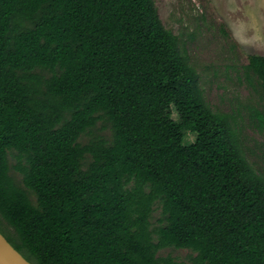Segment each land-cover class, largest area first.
Masks as SVG:
<instances>
[{"label": "trees", "instance_id": "1", "mask_svg": "<svg viewBox=\"0 0 264 264\" xmlns=\"http://www.w3.org/2000/svg\"><path fill=\"white\" fill-rule=\"evenodd\" d=\"M245 70L264 132V56ZM230 119L154 0H0V217L18 236L0 231L32 263L264 264V177Z\"/></svg>", "mask_w": 264, "mask_h": 264}, {"label": "rangeland", "instance_id": "2", "mask_svg": "<svg viewBox=\"0 0 264 264\" xmlns=\"http://www.w3.org/2000/svg\"><path fill=\"white\" fill-rule=\"evenodd\" d=\"M154 3L164 27L179 37L183 54L196 69L206 102L214 112L231 117L240 150L255 172L264 177V132L251 117V109L261 110L263 102L255 79L245 70L251 55L264 56V0H154ZM173 118H177L176 113ZM194 140L195 134L189 132L185 143ZM159 217L156 212L154 224ZM0 225L18 236L1 217ZM160 255L190 262L195 254L187 249L168 248Z\"/></svg>", "mask_w": 264, "mask_h": 264}, {"label": "water", "instance_id": "3", "mask_svg": "<svg viewBox=\"0 0 264 264\" xmlns=\"http://www.w3.org/2000/svg\"><path fill=\"white\" fill-rule=\"evenodd\" d=\"M0 264H34L18 251L0 231Z\"/></svg>", "mask_w": 264, "mask_h": 264}]
</instances>
